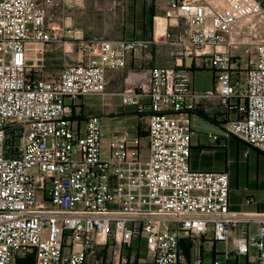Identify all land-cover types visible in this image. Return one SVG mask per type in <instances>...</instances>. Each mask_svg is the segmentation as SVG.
Here are the masks:
<instances>
[{"label":"built area","instance_id":"obj_1","mask_svg":"<svg viewBox=\"0 0 264 264\" xmlns=\"http://www.w3.org/2000/svg\"><path fill=\"white\" fill-rule=\"evenodd\" d=\"M65 1L0 0V264H131L122 251L134 241L143 242L145 264H202L205 251L210 264H221L216 255L264 264V213L230 209L226 173L190 169L186 114L192 98L241 110L221 124L220 138L264 156V42L242 57L220 50L237 45L225 38L264 14V1L148 0L161 9L153 29L161 24L163 36L118 41L52 26ZM59 43H75L77 61L57 73L28 63L29 47L40 63ZM152 45H166L173 64L152 67L120 94L122 107L146 119L143 160L138 137H112L103 148L100 118L76 117L82 97L105 93L107 71ZM192 57H205L212 89H191L181 60Z\"/></svg>","mask_w":264,"mask_h":264},{"label":"crops","instance_id":"obj_2","mask_svg":"<svg viewBox=\"0 0 264 264\" xmlns=\"http://www.w3.org/2000/svg\"><path fill=\"white\" fill-rule=\"evenodd\" d=\"M159 4L163 7L165 0H160ZM73 5V0H66L56 8L59 20L52 26L59 29H73L71 18L66 14ZM154 11L156 14L162 13L161 9ZM156 33L157 31L152 28L149 36H133L132 39H151ZM227 39L237 45L229 48L221 46L220 50H227L231 55L239 57L251 54L255 44L264 42V14L238 22L229 37L225 38V40ZM67 45L71 44L54 45L41 56L40 63L35 62V47H29L27 50L28 63L42 65L45 68L44 72L57 73L51 69L50 60L60 64L63 56V64L58 65L63 67L77 61L79 57L78 54L72 56L67 53L66 51L71 50H67ZM69 47L71 48V46ZM168 50L166 45H152L147 51L128 54L124 69L107 71L106 89L102 96H85L80 99L78 103L80 113L76 118L81 122L89 116L100 118L103 148H106L112 137L126 139L132 143L139 134H144L140 128L141 119L135 110L132 107L121 106L120 94L128 87L127 84L133 85L143 80L146 72L152 67L172 65L173 61ZM47 61L49 63L45 66ZM181 64L190 69L193 92H203L213 88L215 79L205 57L183 58ZM126 78L127 81H125ZM187 103L191 109L187 110L186 114L189 116L190 123L192 122L193 136L196 137L190 145V169L201 172L226 173L228 175L230 209L238 212L264 213V156L234 138L227 140L220 138L221 124L232 118L233 113L221 107L217 100L192 98ZM209 135L218 136V141L213 142L208 137ZM249 198H252L255 203L246 205L245 199ZM140 244L138 241H134L129 248L122 251L131 264H145L143 258L139 257V251L145 250V247H141ZM206 254L210 253L205 251L203 257ZM210 255L212 258V254ZM242 261L244 262V260ZM249 262L254 264L252 259L247 263L250 264ZM220 263L226 264L225 260ZM230 263L232 262L228 264Z\"/></svg>","mask_w":264,"mask_h":264},{"label":"rangeland","instance_id":"obj_3","mask_svg":"<svg viewBox=\"0 0 264 264\" xmlns=\"http://www.w3.org/2000/svg\"><path fill=\"white\" fill-rule=\"evenodd\" d=\"M154 10L155 8L153 4L148 0H82L80 2L74 1V5L66 14L71 18L72 28L78 32V35L83 40L92 41V39H102L108 41H118L132 39L133 36H149L153 28L154 14L158 15ZM162 29L163 27L158 32L161 37L163 36V34L161 33L163 31ZM158 33H156V35ZM69 46H71V48ZM75 47V43H71V45L66 46L67 50L71 49V52L69 54H72V56L77 55ZM50 48H48V50ZM61 59L62 60L60 61L62 63L60 64L62 65L64 60L63 56L61 57ZM49 62L52 64L51 69L54 70V72H58L62 68L61 66H58L60 64L57 61L50 60ZM49 62L47 61L45 63V66ZM43 70H45L44 67ZM239 106H242V103H239ZM241 112V110H237V112L233 113L232 118L241 115ZM140 124V128L142 129L144 134H139L138 138L139 140H141V155L144 160L147 154L146 119H141ZM193 139H196V137L193 136L191 141ZM248 201H250L251 203H248ZM254 203L255 202L252 198L245 199L246 205ZM140 246H144L143 242H141ZM215 250L217 254L219 252L222 253L224 251V246L222 244L216 245ZM144 255L145 250L139 251V257L141 259H144ZM102 256L106 258V254L101 251L97 257L98 259H100ZM216 258L222 263L224 262L221 255H217ZM202 263L210 264L211 255H204V260ZM230 264L234 263L232 262ZM238 264H244V262L240 259Z\"/></svg>","mask_w":264,"mask_h":264},{"label":"trees","instance_id":"obj_4","mask_svg":"<svg viewBox=\"0 0 264 264\" xmlns=\"http://www.w3.org/2000/svg\"><path fill=\"white\" fill-rule=\"evenodd\" d=\"M16 264H31V260L29 257H26L24 259L18 260Z\"/></svg>","mask_w":264,"mask_h":264},{"label":"bare ground","instance_id":"obj_5","mask_svg":"<svg viewBox=\"0 0 264 264\" xmlns=\"http://www.w3.org/2000/svg\"><path fill=\"white\" fill-rule=\"evenodd\" d=\"M162 25L161 24H159V26H158V28H157V33L159 32V30H161V28L163 27H161ZM157 38L158 39H160L161 38V35H159V33L157 34Z\"/></svg>","mask_w":264,"mask_h":264}]
</instances>
